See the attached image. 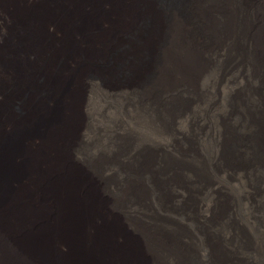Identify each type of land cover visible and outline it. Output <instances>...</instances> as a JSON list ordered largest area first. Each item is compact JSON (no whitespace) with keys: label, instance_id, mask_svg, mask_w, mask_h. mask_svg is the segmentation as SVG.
<instances>
[{"label":"bare ground","instance_id":"1","mask_svg":"<svg viewBox=\"0 0 264 264\" xmlns=\"http://www.w3.org/2000/svg\"><path fill=\"white\" fill-rule=\"evenodd\" d=\"M0 264H264V0H0Z\"/></svg>","mask_w":264,"mask_h":264},{"label":"rangeland","instance_id":"2","mask_svg":"<svg viewBox=\"0 0 264 264\" xmlns=\"http://www.w3.org/2000/svg\"><path fill=\"white\" fill-rule=\"evenodd\" d=\"M202 73L203 74H201V76L203 77V76H205L204 74H206L205 73V71L203 72L202 71ZM108 80H110V77L108 78ZM187 86H186V90H193V91H195V92H199L197 89H199L200 87H201V83L199 82V80H196L195 81V83H192V84H186ZM200 93V92H199Z\"/></svg>","mask_w":264,"mask_h":264}]
</instances>
